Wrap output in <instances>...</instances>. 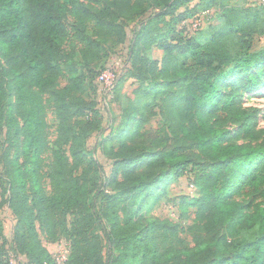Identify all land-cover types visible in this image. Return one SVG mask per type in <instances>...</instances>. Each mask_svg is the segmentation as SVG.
<instances>
[{
    "label": "trees",
    "instance_id": "obj_1",
    "mask_svg": "<svg viewBox=\"0 0 264 264\" xmlns=\"http://www.w3.org/2000/svg\"><path fill=\"white\" fill-rule=\"evenodd\" d=\"M228 1L110 0L98 7L88 0H0V133L6 128L9 141L16 250L27 264H58L40 234L68 243L63 264H264V204L237 199L246 188L264 196V128L222 91L231 80L245 91L264 84V46L253 49L255 36H264V4ZM213 8L221 9L218 22L197 35L179 27ZM133 22L126 75L138 84L120 122L98 141L114 160L108 175L87 145L103 125L96 102L86 97L94 84L80 67L98 64L125 43ZM154 47L164 53L161 63L149 54ZM126 75L115 80L116 94ZM218 111L240 124L233 137L232 129L211 121ZM158 115L164 127L146 129ZM190 166L197 193L180 197L177 207L186 222L194 208L188 231L211 239L184 246L170 220L142 224L140 213ZM3 230L0 216V238ZM252 230V238L242 237ZM4 250L0 242V264H10Z\"/></svg>",
    "mask_w": 264,
    "mask_h": 264
},
{
    "label": "rangeland",
    "instance_id": "obj_2",
    "mask_svg": "<svg viewBox=\"0 0 264 264\" xmlns=\"http://www.w3.org/2000/svg\"><path fill=\"white\" fill-rule=\"evenodd\" d=\"M91 4L95 6L107 5L110 0H88ZM198 1H194L189 4V6L196 5ZM228 6H252L251 0H229ZM90 8V7H89ZM186 7L182 8L180 11H184ZM221 9L213 8L211 10H202L194 15L202 16V24L197 27L191 25L190 28L185 29L189 35H197L198 31L205 30L209 25L218 22L217 14ZM153 13V11L148 12L145 16L140 19L147 18ZM193 18V17H192ZM190 18V19H192ZM68 28L71 33H73V19L67 20ZM183 23L179 25L182 27ZM196 28V29H195ZM136 29V23L133 22L127 26V37L123 44L117 45L116 49L109 54L105 59L100 61L98 64H91L89 66H81L82 73L87 75V79L91 80L94 84V89L86 94L89 101L94 100L96 102V108L100 111L102 115V125L103 131L101 133L94 132L87 140V145L90 150H95V154L99 161L102 163L106 173L110 175L114 160L104 155L101 148L98 145V141L102 139L105 135H108L116 124L120 121L119 115L122 110L127 107L129 99L133 97V90L137 86L138 82L135 78L126 75L127 71L131 68L129 62V46L130 40L132 39L133 33ZM264 46V36L256 35L253 42V49L257 50ZM68 50V47L64 48V52ZM150 56L156 59L160 63L164 58V53L162 50L154 47L150 52ZM4 65L6 62L3 60ZM100 73V74H99ZM101 73H106V80H99ZM126 75V81L122 90L116 94L114 92L113 86H115V80L119 77ZM66 83V80L61 81V87ZM113 88V89H112ZM59 89L52 88L49 93L45 96H51V92ZM222 91L226 95H235L237 97V107L244 109L246 111L252 112L254 114V123L258 128H264V84L255 88L252 91H245L241 89L238 84H234V80H231L227 85L222 86ZM13 103V98H9L7 101L6 108L9 110L10 104ZM48 121L51 125L50 127V139L54 140L57 135V120L53 109H50L48 114ZM211 121L216 123L219 122L221 127L232 129L230 137H233L236 130L239 127V123L235 120L233 115H228L227 113L217 112L211 117ZM162 117L160 115L153 116L150 118L149 122L146 124V129H158L163 124ZM164 127V125H163ZM233 140L243 143L242 139L233 138ZM187 149L192 150L195 155L194 158L197 161H203L202 158L198 157V153L194 146L190 142L182 143ZM9 147V141L7 139L6 128L0 133V216L3 221V235L0 238V242L4 245L6 250V257L10 264H27L28 258L26 255L19 253L16 250L14 235L15 227L17 224V218L13 213L11 207L9 206L8 198L10 195V186L8 184V167L9 160L5 159L6 152ZM146 151V150H145ZM48 155H46L47 157ZM51 161L49 156L48 162ZM48 169V168H46ZM145 167L140 165V171L144 170ZM194 170H191V166L187 169V172L178 179L172 180L169 185L161 191L162 195L159 200H146L141 209L142 219L140 222L146 224L150 221L156 219H168L172 222V225L177 229L179 235L182 237L184 243L183 245L195 246L199 240H210L211 238L203 237L199 232L190 233L188 231V226L193 223V219L196 215L194 208L190 209L189 220L186 222L181 218L180 211L178 209V201L182 196L191 197L197 193L192 187V182H194ZM45 186L48 191H51L50 180L45 181ZM238 200L244 201L246 204L250 202L256 203L261 202L264 204V196L259 193L248 190H244V194L237 197ZM223 230H220L214 234L212 237L220 236ZM255 231H244L242 237L250 239L254 236ZM42 243L47 247V249L54 256H59L61 259L67 254L68 243L64 240L59 242H50L46 239L43 234H40ZM4 250V251H5ZM4 260V255L3 258Z\"/></svg>",
    "mask_w": 264,
    "mask_h": 264
},
{
    "label": "built area",
    "instance_id": "obj_3",
    "mask_svg": "<svg viewBox=\"0 0 264 264\" xmlns=\"http://www.w3.org/2000/svg\"><path fill=\"white\" fill-rule=\"evenodd\" d=\"M260 4H264V0H251L252 6H256V5H260ZM202 22H203L202 16L196 15L192 19H188V20L184 21L183 24L186 25L187 29L190 28L191 25H194L195 27L198 26V28H199V26L202 24ZM106 77H107L106 73H101L99 80H101V81L106 80ZM68 253H69V249L67 250V254L64 257H62V259L59 256H55V255H54V258L56 259L58 264H63L67 258Z\"/></svg>",
    "mask_w": 264,
    "mask_h": 264
}]
</instances>
